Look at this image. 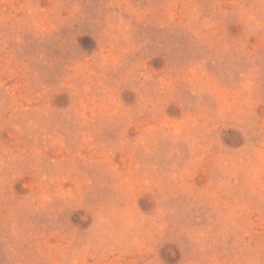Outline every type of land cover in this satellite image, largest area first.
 Returning <instances> with one entry per match:
<instances>
[{
  "label": "rangeland",
  "instance_id": "obj_1",
  "mask_svg": "<svg viewBox=\"0 0 264 264\" xmlns=\"http://www.w3.org/2000/svg\"><path fill=\"white\" fill-rule=\"evenodd\" d=\"M0 264H264V0H0Z\"/></svg>",
  "mask_w": 264,
  "mask_h": 264
}]
</instances>
